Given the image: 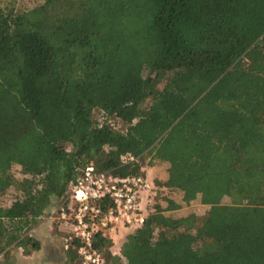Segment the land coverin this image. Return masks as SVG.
Listing matches in <instances>:
<instances>
[{
	"label": "trees",
	"instance_id": "trees-1",
	"mask_svg": "<svg viewBox=\"0 0 264 264\" xmlns=\"http://www.w3.org/2000/svg\"><path fill=\"white\" fill-rule=\"evenodd\" d=\"M152 161L173 193L119 257L93 238L103 264H264V0L0 7V255L40 248L30 231L87 164L125 176ZM174 193L202 217L164 215ZM58 234L62 264H79Z\"/></svg>",
	"mask_w": 264,
	"mask_h": 264
},
{
	"label": "built area",
	"instance_id": "built-area-1",
	"mask_svg": "<svg viewBox=\"0 0 264 264\" xmlns=\"http://www.w3.org/2000/svg\"><path fill=\"white\" fill-rule=\"evenodd\" d=\"M139 162L138 157L129 152L119 156L122 165ZM148 188L149 183L141 171L115 176L87 164L78 177L69 182L62 198L47 210V218L53 221L58 233L77 239L75 252L79 264H103L102 253L92 245L93 238L101 236L112 240L110 235L118 226L128 227L131 232L140 226L146 215L153 212L142 213L138 205L139 194ZM167 191L173 193L165 188V193ZM63 247L66 249L65 244Z\"/></svg>",
	"mask_w": 264,
	"mask_h": 264
},
{
	"label": "rangeland",
	"instance_id": "rangeland-1",
	"mask_svg": "<svg viewBox=\"0 0 264 264\" xmlns=\"http://www.w3.org/2000/svg\"><path fill=\"white\" fill-rule=\"evenodd\" d=\"M38 0H0L1 8H11L14 10H25L37 3ZM157 165L160 167V171H165V165H161L159 162L143 163L141 168V174L146 178L149 183V188L139 194L138 205L142 213H148L153 210L152 205L154 203H161L162 196L165 194L164 186L159 183V178L153 176L148 169L151 165ZM148 166V167H145ZM167 170V169H166ZM0 194V202L8 200L13 196V189L9 187ZM222 203H227L228 199L223 197ZM186 207V212L194 213L197 217H202L205 212V206L200 204L198 198L193 199L187 204H183ZM170 216V214H165ZM130 228L125 226H118L116 230L110 235L111 244L108 247V251L114 256L119 257L120 244L124 239V234L129 231ZM30 234L40 242V248L32 251L29 255H23L19 248H11L8 254L5 256L0 255V264H62L64 261V247L62 245L61 236L57 231L53 230V221L47 218V214L41 216L38 219L37 225L30 231ZM124 236V237H123ZM105 254H103L104 258Z\"/></svg>",
	"mask_w": 264,
	"mask_h": 264
},
{
	"label": "crops",
	"instance_id": "crops-1",
	"mask_svg": "<svg viewBox=\"0 0 264 264\" xmlns=\"http://www.w3.org/2000/svg\"><path fill=\"white\" fill-rule=\"evenodd\" d=\"M152 162H159L161 163V165H165V171L164 172H161L160 171V167L157 166V165H151V166H145V167H148V169L151 171V174H153V176H156L158 177L159 179V183H162L166 178H167V172H166V169L168 167V164L166 162H161V161H152ZM142 168V166H141ZM173 200L176 204L179 205V207L175 210H170V211H163V214H170L171 217H180V216H185L186 214H188V212H186V207L183 206V203L176 195L175 193L173 194ZM160 207L161 208H164L165 206V202L162 201L161 203H159ZM131 232V231H130ZM130 232H127L124 234V236H126L128 233ZM123 236V237H124Z\"/></svg>",
	"mask_w": 264,
	"mask_h": 264
}]
</instances>
